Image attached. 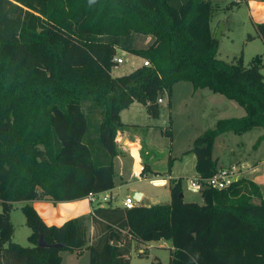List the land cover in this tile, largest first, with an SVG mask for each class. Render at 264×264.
<instances>
[{
	"label": "trees",
	"instance_id": "trees-1",
	"mask_svg": "<svg viewBox=\"0 0 264 264\" xmlns=\"http://www.w3.org/2000/svg\"><path fill=\"white\" fill-rule=\"evenodd\" d=\"M214 10L212 0H0V264H62L61 252L84 250L89 264H131L134 241L161 240L172 243L169 264H264L263 194L246 178L222 191L204 188L202 204L186 202L183 181L170 180L168 204L126 209L109 201L60 227L48 226L31 204L113 190L119 133L128 127L122 111L137 102L158 119V100L167 96L170 107L178 83L246 111L194 141L201 179L217 173V137L264 129V64L218 59ZM256 29L264 43V24ZM140 38L149 44L139 47ZM118 51L149 66L114 77ZM17 202L26 203L31 247L12 240ZM41 236L63 247H40Z\"/></svg>",
	"mask_w": 264,
	"mask_h": 264
},
{
	"label": "crops",
	"instance_id": "crops-1",
	"mask_svg": "<svg viewBox=\"0 0 264 264\" xmlns=\"http://www.w3.org/2000/svg\"><path fill=\"white\" fill-rule=\"evenodd\" d=\"M241 3L249 4L248 0H236V2H233V4L236 6H239ZM249 5L252 7L249 13L250 17L253 18L252 22L255 29L258 24H264V0H251ZM253 14H255L259 20H255ZM148 41H150V39ZM180 84L181 83H178L174 86L172 94L175 89L181 87V90L185 91L186 96L189 98L180 101L181 104L179 105V111L183 107L187 108L188 106L192 105L197 107V105L200 104V101L203 105V108L208 107L210 109L208 110L209 114L207 115L210 118L211 124L209 127H206L208 129H204L205 131H200L199 134L203 135L207 131L213 130L217 123L221 120L242 118L246 115V111L240 108L238 104H235L234 101L231 102L230 100H226L227 98H224V96L220 94H214L208 89L195 90L193 86V88H189L188 86H179ZM162 105H168L167 96L164 97V103ZM136 107H140L138 108V111H143L142 113H145L141 115L142 119L140 120L142 121H138L139 119L132 111V109ZM225 107H227V111H225ZM231 113L235 115L230 116L229 114ZM161 118H166L164 112H161L158 119H154L148 115L146 108L137 102L132 104L128 109L122 111L121 121L128 127L124 128L119 133L121 136L120 142H118L119 155L114 161L116 171V186L113 190L109 191L112 197L110 201L113 200V194H115L116 191L127 189V194L125 197H123L124 199L121 201V203L114 205V207H123L124 201L127 197H131L132 192H138L141 194V201L139 204L137 203V205L145 206L141 204V202L147 197V193H145L142 187V189L139 186L136 188L138 185L137 181H129L131 180L133 173L136 178H139V180H141L143 177L144 179H147L148 173L153 174L154 177L150 180L152 185L153 182H155V184L156 182H162V184H158L157 186L154 185L155 187L169 186L170 180L181 179L182 181H189L200 176L196 169L197 157L194 153L190 152L192 150L193 144L187 149L185 147V149H183L184 151L174 158L171 156V154L168 156V159L167 156H164L160 162V164L164 165L156 169V151H159L160 148L156 144L157 140L156 137L153 136L155 134H152V132L157 133L155 130L156 128L154 129V127L160 124L158 120L160 121ZM197 120L198 119L195 118V120H193L195 121L194 123L190 122L192 127H195L199 124V121L197 123ZM164 122H166V128L170 126V130L172 131V128L174 130L172 117L169 120L165 119L162 121V123ZM257 129H254L243 135H236L232 132L220 135L217 137L215 142L213 157L214 160L218 161V169H227L232 167H238L241 169L243 178L253 181L261 188L264 201V159L261 157L262 154L264 155V141H262L260 144H257L259 138L264 135V131L255 133ZM163 131L165 130H162V133ZM252 133H254L253 136ZM231 134H234V136L226 137V135ZM217 147H221V149L220 152L216 153L215 149ZM166 149L167 147H164V152ZM232 153H235L233 157H231ZM165 164L167 165L166 170L163 169ZM142 167L146 169L141 171ZM131 170L132 173L130 175ZM82 201L84 200L82 199ZM85 201L87 204H81L78 206L75 204L77 201L55 203L51 200H41L33 201L31 204L48 226L60 227L68 220L81 216H91L93 214L94 206L91 205L87 198H85ZM101 206H105V204H102ZM91 233L92 237L90 238H93L95 235V228L93 226L91 227Z\"/></svg>",
	"mask_w": 264,
	"mask_h": 264
},
{
	"label": "rangeland",
	"instance_id": "rangeland-1",
	"mask_svg": "<svg viewBox=\"0 0 264 264\" xmlns=\"http://www.w3.org/2000/svg\"><path fill=\"white\" fill-rule=\"evenodd\" d=\"M212 2L215 7V12L211 23L213 32L216 34L220 25H225V30L222 33V38L221 40H219L218 59L231 62L235 59L243 58L245 67H250V65H252L254 61H256L258 58H261L262 64H264V43L260 38L257 37V29L256 27L254 29V24L252 22L253 18L250 17L249 13L250 9H252V7H250L249 5L251 0H248L249 4L241 3L239 6L233 5V2H236V0H212ZM253 16L255 20H259V18H257L255 14H253ZM250 36L254 38L249 39ZM148 40L149 39L140 38L137 45L139 47H145L149 44L148 42H150ZM117 56L119 58H122L124 60V63L113 68L112 75L114 77L128 75L137 68L141 67L144 63V59L142 57L125 53L123 51H118ZM262 73L264 74V68L262 69ZM179 86H188L189 88H193V85L188 82L181 83ZM186 98H189L186 96V92L181 90V87H178L174 90L171 96V108L168 107L169 104L162 105V113H165V119L169 120L172 117L174 130L172 128V134L170 136L164 135L162 133V130L166 129V122L162 123V121L165 120L164 118H161L160 121L158 120L160 124L154 127V129L156 128L155 130L157 133L152 132V134H155L153 136L156 137V144L160 148L159 151H156V169L164 165L160 164V162L162 161L161 159L164 156H167L168 159V156L170 154L171 156H173V158L177 155H180L182 151H184L183 149H185V147L187 149L194 143L195 139L202 136V134H199V132L205 131L204 129H208L206 127H209V125L211 124L210 118L207 115L209 114L208 110L210 109L208 107L203 108L200 100V104L197 105V107H194V105H192L188 106L187 108L183 107L179 111V105L181 104L180 101ZM138 108L140 107H136L132 109V111L139 119L138 121H142L140 120L142 119L141 115L145 113H142L143 111H138ZM225 111H227V107H225ZM229 115L231 116L235 114L231 113ZM194 116L196 119H198L197 123L199 121V124L195 127H192L190 122H195L193 121L195 120ZM259 131L263 132L264 129H257L255 133ZM253 134L254 133H252V136ZM228 136H234V134L226 135V137ZM164 147H167L165 151L166 153L164 152ZM220 149L221 147H217L215 149L216 153L220 152ZM235 153H232L231 157H233ZM261 157L264 159L263 154ZM163 169H167L166 164ZM132 170L130 172V175L132 173ZM147 175V179H144L143 177L141 180H139V178H136L133 173L131 180H129L131 182L137 181L138 185L136 186V188L138 186L140 188L142 187L145 193H147V197L141 202V204L145 206H151L153 204L155 205L170 203L171 196L169 186L155 187L158 184H162V182H156V184L155 182H153L152 185L150 180L154 177V175L151 173H148ZM183 181V195L185 197V201L202 204L203 201L201 198V194L199 192H194L188 188L189 181ZM126 194L127 189L116 191L115 194H113V200L110 201V206L121 203V201L124 199L123 197H125ZM83 200L84 201H77L75 202V204L77 206L81 204H87L85 199ZM25 205V202H17L13 204L11 221L14 226V236L12 240L14 243H17L23 247H31V243L29 242L28 238L32 234V231L27 226L26 217L22 211ZM106 205H109V203H105V206ZM0 212H2L1 202ZM91 227L92 225H90V237H92ZM172 250L173 247L170 241L161 240L148 243H139L134 241L130 253L131 264H152L157 262H160L162 264H169L171 261ZM61 256L63 258L62 264H89V252L87 250H84L81 253L61 252Z\"/></svg>",
	"mask_w": 264,
	"mask_h": 264
},
{
	"label": "built area",
	"instance_id": "built-area-1",
	"mask_svg": "<svg viewBox=\"0 0 264 264\" xmlns=\"http://www.w3.org/2000/svg\"><path fill=\"white\" fill-rule=\"evenodd\" d=\"M114 63L116 64V66H118L123 64L124 60L116 56L114 58ZM143 64L145 66H149L148 61H144ZM158 103L162 105L164 103V98H160L158 100ZM143 170L144 168L142 167L141 171ZM242 178V170L238 167L218 169L216 174L206 180L201 179L200 176L198 178L189 180L188 188L194 192H201L204 188L222 191L229 188L231 185H233L235 182L239 181ZM86 198L91 203V205L96 206L100 204H105L112 199L109 191L100 194L90 193ZM136 206L137 202L132 197H127L123 203V207L126 209H133Z\"/></svg>",
	"mask_w": 264,
	"mask_h": 264
},
{
	"label": "water",
	"instance_id": "water-1",
	"mask_svg": "<svg viewBox=\"0 0 264 264\" xmlns=\"http://www.w3.org/2000/svg\"><path fill=\"white\" fill-rule=\"evenodd\" d=\"M224 30H225V25H224V24H221L220 27H219V29L217 30V33H216V39H217V40H221V38H222V33H223ZM183 196H184V195L182 194L181 197H183ZM131 197L134 198L135 201H136L137 203H139V202L141 201V197H142V196H141V194L138 193V192H132ZM38 245H39L40 247H53V248H60V247H63L62 244H55V245H53V246H48V245L45 243V241H44V239H43L42 236H41L40 239H39V244H38ZM114 245H115V246H119V243H118L117 240H115Z\"/></svg>",
	"mask_w": 264,
	"mask_h": 264
}]
</instances>
